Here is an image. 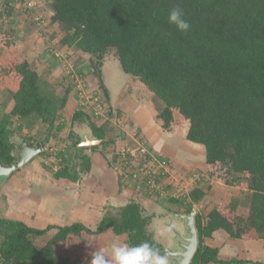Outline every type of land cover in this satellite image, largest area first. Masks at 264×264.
Wrapping results in <instances>:
<instances>
[{"label": "trees", "instance_id": "16d2710c", "mask_svg": "<svg viewBox=\"0 0 264 264\" xmlns=\"http://www.w3.org/2000/svg\"><path fill=\"white\" fill-rule=\"evenodd\" d=\"M7 1L2 0L3 8ZM177 5L191 24L188 34L168 23V12ZM50 6L52 21L66 33L61 45L90 57L105 95L102 67L114 50L123 73L165 105L158 116L163 129L185 124L187 139L205 148L206 173L251 193L247 219L235 218V199L215 200L206 216H195L198 248L191 264L241 262L221 261L219 250L205 239L218 230L234 239L253 231L264 236V0H52ZM0 45L5 51L0 79L18 83L12 110L0 115V162L10 166L16 159L11 119L34 117L51 130L67 97L43 91L38 73L15 51L13 30L1 35ZM72 120L87 123L97 138H105L89 114L77 111ZM80 161L87 170L88 157ZM67 174L65 168L58 176ZM204 196L194 189L189 198L195 204ZM150 219L136 201L106 214L95 231L81 223L36 230L0 218V264H90L102 237L130 244L148 241L162 250L148 229ZM53 229L55 235L44 246L30 239Z\"/></svg>", "mask_w": 264, "mask_h": 264}, {"label": "crops", "instance_id": "0c3cea01", "mask_svg": "<svg viewBox=\"0 0 264 264\" xmlns=\"http://www.w3.org/2000/svg\"><path fill=\"white\" fill-rule=\"evenodd\" d=\"M51 2L52 0H36L34 10L37 9V13L41 15L42 6L45 4L44 9L47 11V15L43 16L46 24L41 26V21L38 23V17H34L32 9H25L30 3L26 5L20 0H8L3 8L4 3L0 1V39L4 32L14 31L15 51L26 58L31 68L38 73L45 92H52L51 88L55 89L56 85L63 86L64 83L59 62L54 63L52 53L48 54V44L40 43L43 36L53 34L49 28L58 24L52 21L53 11L49 6ZM4 56L5 51L0 45V60ZM89 71L90 69H86L84 74ZM124 76L125 84L122 82L121 94L114 97L113 94L111 96L102 74L107 93H104L106 106L109 104L112 108L105 119L101 116L92 117L83 109L76 95L77 90L76 93L70 90L65 92L66 106L57 119L59 123L56 121L51 130L48 124L34 117L24 121L11 119L9 129L14 132L11 140L15 143V148L21 150L24 143L32 147H39V144L45 146L43 153L34 156L0 183V218L23 222L36 230L81 223L95 231L106 214L118 212L130 202L136 201L141 204L146 215L151 217L148 229L153 234L156 226H159L161 232H171L172 227L177 229L179 218L176 216L188 213L192 207L187 209L189 206L172 194L166 181V186L163 185L165 193L149 190L145 181L131 176L132 170H128L124 164L131 158L135 165H139L140 158L136 151L140 141L148 145L153 156L168 158L172 163L171 172L183 178L185 184H188L187 187L194 184L193 188L185 190L188 197L194 189H200L204 193V198L197 205L202 208L201 204L207 200V214L213 209L215 200H236L241 197L242 192L251 196L246 189L226 185L223 177L207 174L205 148L187 139L186 125L170 131L163 129L158 120L159 111L150 101L139 97V91H134L132 87L127 88L130 81L128 75ZM74 77L82 78L83 73L79 76L71 74V85L76 83ZM17 90L16 81L0 79V115L10 113L13 108V93ZM72 102L75 106H70ZM77 111L89 114L92 122L104 130L105 138H97L87 123L74 122L72 119ZM111 118L115 119V124ZM108 133L111 134V141ZM60 142L64 144L61 148L57 146L59 153H53V144L58 145ZM83 156L89 159L87 170L80 161ZM65 168L68 169L67 176H58L60 170ZM161 195L164 199L158 200ZM197 210L202 211L198 208ZM240 211L238 206L236 213L240 214ZM238 217L247 219L249 206ZM55 233L56 230L53 229L43 237L30 236V239L36 245L44 246ZM171 233L165 237V243L159 244L168 247L167 239ZM113 244L123 242L102 237L98 249L111 259ZM205 244L218 249L219 259L223 262L241 261L211 264H264V236L255 231L242 239H234L225 230H218L205 239Z\"/></svg>", "mask_w": 264, "mask_h": 264}, {"label": "rangeland", "instance_id": "374dc122", "mask_svg": "<svg viewBox=\"0 0 264 264\" xmlns=\"http://www.w3.org/2000/svg\"><path fill=\"white\" fill-rule=\"evenodd\" d=\"M27 2H29L31 4L30 9H32L31 12H33L34 17H38V20H37L38 23L41 21L40 25L41 26L45 25L46 22H44L45 20H43L44 19L43 16L47 15L46 14L47 11H46V9H44L45 4H43V6H42V9H43V11L41 10L42 12L40 10H38L42 13L41 15H39V13H37V9L34 10L35 5H37L36 0H28ZM50 10H52L51 6H50ZM34 11H36V12L34 13ZM28 14H30L33 17V15L31 13H28ZM34 25L37 26L36 24H34ZM50 30L53 31V32L51 31L53 34L49 33V34H46V36H43L42 40H40V43L45 44V45L48 44V49H47L48 54L51 55V53H52L51 56L53 57L54 63L59 62L60 69H61V71L63 70L61 77H63L64 83H65V84L64 83L62 84L63 86L56 85L55 89L51 88V89H53L52 92L55 93L56 96L59 93V95L57 97L63 98V97H65L66 91L70 90L73 93L74 92L76 93V90H77L78 92L76 95H78V101L80 102L81 105H83L82 106L83 109L88 111V113H90V115H92V117L94 116L95 118L97 117V116H95L96 115L95 109H97L98 113L100 114L99 116H102V119H105L104 117H108L107 115L111 112L112 108L109 106V104H107V106H104V108H102V109L97 108L98 107L97 104H99V103L106 105L107 100L105 98L103 89L100 87V84L98 82V78L93 73L90 57L88 55H84L83 53H81L79 51L74 50L73 48L69 49L67 46L61 45V41L65 37V34H66L64 27L61 24L58 23L57 25H55V27H54V25H52V28H49V31ZM103 63L104 64L102 67V74H103L104 82H105L106 86L108 87V89L110 90L111 96H113V95H114V97L119 96L118 94H121L122 82L125 84V82L123 81L125 74L123 73V71L121 69L120 63L116 57L114 50L109 51V53L107 54ZM85 68L90 69L89 73L84 74V72L86 71ZM73 73L75 76H79L81 73H83V77L82 78L81 77H74L73 80L76 81V83L73 82V85H71L70 83H72V80L70 79V75ZM65 80H66V82H65ZM128 80L130 82L128 83L127 88L131 89V87H132V89H134V91H139V93H140V95L138 94L139 97H142V98L150 101L152 106H154L159 111V113L162 111V109L165 106L162 103V101H160L152 93H148L147 90H144L141 83L138 80L134 79L132 76L128 75ZM69 85H71V86H69ZM94 98L99 99V103L94 102V100H93ZM72 105L75 106L74 102H72L70 106H72ZM106 108H108V109L106 110ZM104 113H105V115H104ZM111 119H112L113 124H115V121H113L114 118H111ZM57 123H59L58 120H57ZM109 131H110V129H109ZM167 131H170V130H167ZM106 132H107V129H106ZM108 134H109L108 135L109 138L108 137L107 138L111 141V137H110L111 134L110 133H108ZM107 143H109V142L107 141ZM140 143H141V141H140ZM63 144L64 143H61V142L58 145H57V143H54L53 145H55L54 146L55 151L53 153H57V152L59 153V150H57V146H58V148H61ZM136 146L137 145H135V147ZM42 151H44V150L42 149ZM154 157L156 159L164 158V159L169 160L166 157H157L156 155ZM59 159L60 158H58V160ZM56 163H58L57 160H56ZM171 167H172V163L170 162L169 173L165 178L162 179L163 181H162L161 186H163V185L166 186L165 182H164V181H166V183H168L169 188L171 189L172 194L177 196L179 199H181V201H184L183 202L184 205L189 206V208L187 207V209H191L190 207H192L193 210L195 209L196 211L201 212L203 216H206L207 210H208L207 208L209 207V205L208 204L206 205V203H205V202H207V200H205V202L203 201L204 203L201 204L202 208H199V205H197L198 203H195L196 207H194V202H192L191 199L185 193V190H189L190 187L193 188L194 184H191L190 186L187 187L188 184H185V180L183 178H181L180 176H176L174 173L171 172ZM192 178H194V176ZM223 181L225 183V180H223ZM233 187L240 188L238 185H235ZM192 191H194V190H192ZM165 192H166V190L163 191L162 194ZM183 192L185 194L182 195ZM161 199H164L162 195L160 197H158V200H161ZM237 199H238L239 207L241 208V211H240V214L235 213V218H239L238 215H240V216L242 215V210L248 208L251 196H248L242 192L241 197H239ZM224 200L229 201L230 199L228 200L225 198ZM185 208H186V206H185ZM197 208L202 210V211L197 210ZM113 213L116 214L117 211L113 212ZM189 213L190 212L184 213V214H189ZM164 229L162 228V230H164ZM170 231L172 232L171 228H170ZM150 232H152V230ZM171 232H169V231L161 232L159 226L158 227L156 226V228L154 229V239L158 242V244L163 243V242L165 243V241H164L165 237L168 235V233L170 234ZM169 264H174V263L169 260Z\"/></svg>", "mask_w": 264, "mask_h": 264}, {"label": "water", "instance_id": "95a60500", "mask_svg": "<svg viewBox=\"0 0 264 264\" xmlns=\"http://www.w3.org/2000/svg\"><path fill=\"white\" fill-rule=\"evenodd\" d=\"M87 142H90L87 140ZM98 142V141H97ZM42 148L29 146L24 143L23 148H15L13 156L16 158L12 165L4 166L0 162V183L14 171L24 166L34 156L41 154ZM197 211L194 209L189 214L176 216L179 218V227H172V233L168 237V247H163L161 252L169 256L174 264H191L198 248V232L195 224Z\"/></svg>", "mask_w": 264, "mask_h": 264}, {"label": "clouds", "instance_id": "9594fccd", "mask_svg": "<svg viewBox=\"0 0 264 264\" xmlns=\"http://www.w3.org/2000/svg\"><path fill=\"white\" fill-rule=\"evenodd\" d=\"M167 20L169 25L182 34H188L191 30V24L179 5L169 10ZM90 255V264H169L168 254L161 252L148 241L138 244H113L111 259L100 249Z\"/></svg>", "mask_w": 264, "mask_h": 264}, {"label": "built area", "instance_id": "2783aa9c", "mask_svg": "<svg viewBox=\"0 0 264 264\" xmlns=\"http://www.w3.org/2000/svg\"><path fill=\"white\" fill-rule=\"evenodd\" d=\"M2 1V0H0ZM18 1V0H16ZM21 1V0H20ZM26 4H28L29 2H27L28 0H23ZM31 5H28L27 7L30 8ZM38 20V18H37ZM94 102L99 103V99L94 98L93 99ZM86 105V104H85ZM97 108H104V106H106L105 104H97ZM95 116H97L96 118L100 117L98 110L95 109ZM102 117V116H101ZM136 153L139 156V165H135L132 161V159L130 158L129 160L125 161V165L127 167L128 170H132L131 176H133L136 179H140L141 181L144 180L145 184L147 186V188L151 191H161V193L164 191L163 190V186L162 185V179L165 178L168 173H169V169H170V162L167 159H156L151 151L150 148L148 147V145L144 142L141 141L139 148L137 149ZM133 165V166H132ZM133 167V169H132ZM161 181L160 183H158L157 181Z\"/></svg>", "mask_w": 264, "mask_h": 264}]
</instances>
